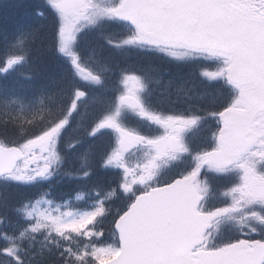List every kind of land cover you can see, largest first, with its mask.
Returning <instances> with one entry per match:
<instances>
[{
	"label": "snow or ice",
	"instance_id": "obj_1",
	"mask_svg": "<svg viewBox=\"0 0 264 264\" xmlns=\"http://www.w3.org/2000/svg\"><path fill=\"white\" fill-rule=\"evenodd\" d=\"M16 6L0 4V264H264V0H28L10 25ZM45 53L58 70L24 91ZM160 61L177 68L162 92ZM105 135L98 159L77 151Z\"/></svg>",
	"mask_w": 264,
	"mask_h": 264
},
{
	"label": "trees",
	"instance_id": "obj_2",
	"mask_svg": "<svg viewBox=\"0 0 264 264\" xmlns=\"http://www.w3.org/2000/svg\"><path fill=\"white\" fill-rule=\"evenodd\" d=\"M27 2H28V0H3L0 2V4L18 5L16 7H10L8 9V17H9L8 23L10 25H13L17 22H26V21L20 19L21 16L27 17V20L29 19V17L27 16ZM41 69L44 70V65L41 66ZM31 84L25 83L23 90L31 93L32 92ZM6 135L10 138H16L17 137V130L15 128L9 127L7 129ZM78 135H80L79 131L73 132L74 137L78 136ZM86 140H88V139H85V141ZM97 140H99L98 143L91 146V148L95 154L96 159H98L99 152L101 151L103 153L105 150H109V145L112 143V140L108 135L101 136V137H99V139L97 138ZM110 172H111V170L105 172V171H101L97 168L96 176L93 177L92 182H95L97 178H99L102 181H109L110 182L111 181ZM65 191H68V187H58L56 189L57 193H61V192H65Z\"/></svg>",
	"mask_w": 264,
	"mask_h": 264
},
{
	"label": "bare ground",
	"instance_id": "obj_3",
	"mask_svg": "<svg viewBox=\"0 0 264 264\" xmlns=\"http://www.w3.org/2000/svg\"><path fill=\"white\" fill-rule=\"evenodd\" d=\"M21 20L27 21V17L21 16L20 18ZM134 61L137 64H141L142 61L140 58H135ZM44 65V70H40L36 72V76H35V80L33 82H31V86H32V91L39 87V85L43 82H45V79L50 76L55 74V72L58 70V62H52L50 61V54L45 53L43 56V64L41 66ZM43 68V67H42Z\"/></svg>",
	"mask_w": 264,
	"mask_h": 264
},
{
	"label": "flooded vegetation",
	"instance_id": "obj_4",
	"mask_svg": "<svg viewBox=\"0 0 264 264\" xmlns=\"http://www.w3.org/2000/svg\"><path fill=\"white\" fill-rule=\"evenodd\" d=\"M95 43L96 42L93 40L92 41V45H95ZM130 54H133V53L111 52L108 55H110L115 61H118L120 63V65L123 66L126 63V61H127L128 57L130 56ZM131 63H133V64L135 63L134 59L131 61ZM148 64H149V61H144L143 63L139 64V66H140V68L147 69ZM159 65H160V70L162 71L161 64H159ZM168 79L169 78L160 79V83L159 84L153 82L150 85V87H152L153 89H156L158 92H162L164 90V88H165V85L167 84ZM170 91H174V88L170 89ZM209 127L213 131L215 130L213 121L209 122ZM208 134L210 135V133H208ZM256 238H259V237H256Z\"/></svg>",
	"mask_w": 264,
	"mask_h": 264
},
{
	"label": "rangeland",
	"instance_id": "obj_5",
	"mask_svg": "<svg viewBox=\"0 0 264 264\" xmlns=\"http://www.w3.org/2000/svg\"><path fill=\"white\" fill-rule=\"evenodd\" d=\"M172 67H173V68H175V69L177 70V68H176V66H175V65H172Z\"/></svg>",
	"mask_w": 264,
	"mask_h": 264
}]
</instances>
